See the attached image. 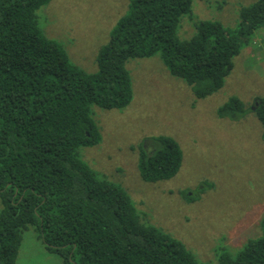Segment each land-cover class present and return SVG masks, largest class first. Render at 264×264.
Masks as SVG:
<instances>
[{
    "label": "trees",
    "instance_id": "trees-1",
    "mask_svg": "<svg viewBox=\"0 0 264 264\" xmlns=\"http://www.w3.org/2000/svg\"><path fill=\"white\" fill-rule=\"evenodd\" d=\"M49 1L0 0V264L15 263L29 227L65 264H201L180 240L144 221L124 187L90 167L79 148L101 140L92 104L112 109L130 102V58L160 53L195 98L219 90L233 58L264 25V0L242 7L233 29L193 20V0H130L94 72L74 65L42 31L36 12ZM186 15L195 33L182 39ZM249 111L264 127L262 98L248 108L233 96L217 113L235 118ZM181 162L170 136L138 147L144 181L170 179ZM214 264H264V214L261 234L234 254L222 248Z\"/></svg>",
    "mask_w": 264,
    "mask_h": 264
},
{
    "label": "rangeland",
    "instance_id": "rangeland-1",
    "mask_svg": "<svg viewBox=\"0 0 264 264\" xmlns=\"http://www.w3.org/2000/svg\"><path fill=\"white\" fill-rule=\"evenodd\" d=\"M129 1L50 0L37 10V20L74 65L94 72L97 53L127 13ZM255 1L193 0V20L218 21L233 29L240 9ZM194 33L193 22L182 16L179 38ZM233 63L219 90L195 98L186 82L169 72L160 53L130 58V102L112 109L92 104L101 140L79 148L90 167L124 187L144 221L180 240L201 264H214L222 248L234 254L261 234L264 127L254 112L231 118L217 111L233 96L248 108L256 98L264 100V25ZM160 135L179 143L181 166L170 179L147 182L139 175L138 147ZM14 264L65 263L29 227Z\"/></svg>",
    "mask_w": 264,
    "mask_h": 264
}]
</instances>
